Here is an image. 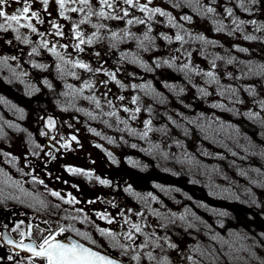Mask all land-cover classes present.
I'll list each match as a JSON object with an SVG mask.
<instances>
[{
	"label": "rangeland",
	"instance_id": "obj_1",
	"mask_svg": "<svg viewBox=\"0 0 264 264\" xmlns=\"http://www.w3.org/2000/svg\"><path fill=\"white\" fill-rule=\"evenodd\" d=\"M203 4L205 26L196 8ZM190 6L185 46L129 61L132 72H109V86L95 90L93 122L74 123H93L96 135L117 134L132 151L135 135L141 139L140 174L133 168L125 181L130 209L142 218L141 233L125 244L128 263L264 264V0H190ZM169 21L161 28H178ZM156 59L157 68L138 71ZM0 108L2 129L12 122L5 113L29 130L55 128L53 121H22L27 113L17 105ZM20 135L0 134V151L22 156ZM114 163L111 170H121ZM6 178L0 175V183ZM10 181L13 198L18 182Z\"/></svg>",
	"mask_w": 264,
	"mask_h": 264
},
{
	"label": "flooded vegetation",
	"instance_id": "obj_2",
	"mask_svg": "<svg viewBox=\"0 0 264 264\" xmlns=\"http://www.w3.org/2000/svg\"><path fill=\"white\" fill-rule=\"evenodd\" d=\"M111 2L113 8L104 7L105 17L96 14L102 7L99 0H90L91 6L69 0L64 9L56 0H48L47 5L42 0H5L0 4V11L9 15L22 12L25 6L30 9L29 17L32 11L38 14L30 17V21H20L21 24L30 22L35 32L14 22L9 27V22L0 18L3 24L0 28V104L21 107L27 113L21 114L22 121L34 117L44 120L45 124L55 122L53 130L47 126L43 131L29 130L24 126L27 123L17 125L20 120L14 119L13 113L3 116L12 122L0 128V134L21 133L25 142L21 144L22 156L8 147L0 151V175L7 176L6 190L3 179L0 183V264H46L41 257L26 251L21 242L39 245L49 235H55L56 240L74 238L104 256L134 264L128 263L123 254L128 233H141L132 224H138L141 229L142 218L139 210L130 209L131 199L126 188L131 183L125 181L131 178L133 168L134 175L140 174L137 169L142 166L141 139L135 135L132 151L131 146L121 145L119 135H111L104 129L96 135L93 123L80 127L74 121L93 122L94 105L100 99L96 92L109 86V72H132L136 68L129 61L140 63L137 59L149 58V53L154 58L161 52L162 56L170 55V47L185 46L188 17L192 12L190 0H136L133 6L124 0ZM142 5L149 11H141ZM73 7L83 11L68 10ZM196 8L205 16V19L200 17L205 26V6ZM89 12L93 14L89 16ZM169 19L178 28H161ZM130 20L132 23H128ZM54 24L60 26L63 35L57 34ZM77 32L84 43L76 38ZM165 34L170 38H165ZM177 36L183 39L177 40ZM179 53L176 49V54ZM116 57L120 59L118 65L112 63ZM149 61L141 62L138 71L158 67L155 64L158 59ZM100 75L103 81H99ZM65 106L70 107L71 113L62 109ZM114 162L121 165V170H111L116 167ZM99 167L103 171L95 174L94 169ZM12 179L18 182L13 198L12 190L7 188ZM52 192L60 196H53ZM17 224L20 228L14 230ZM100 229L111 232L115 239L102 235ZM81 234H87L95 243ZM140 238L141 235L134 242L136 245Z\"/></svg>",
	"mask_w": 264,
	"mask_h": 264
},
{
	"label": "snow or ice",
	"instance_id": "obj_3",
	"mask_svg": "<svg viewBox=\"0 0 264 264\" xmlns=\"http://www.w3.org/2000/svg\"><path fill=\"white\" fill-rule=\"evenodd\" d=\"M42 2L45 5H47L48 0H42ZM56 2L58 3L61 9H64L66 4L69 2V0H56ZM70 2L91 6L90 0H70ZM124 2L130 6H133L136 0H124ZM3 3H5V0H0V4H3ZM99 3L102 5V7H101V10L96 14L100 17L107 16V13L104 11V7L111 9L113 8V3L111 2V0H99ZM68 10L71 12L83 11V9H77L75 7L70 8ZM140 10L149 11V9H147V7L143 5L140 7ZM29 11L30 9L28 6H25L22 12H17L16 14H11V15L3 11H0V18H3L5 22H9L8 24L9 27H11V23L14 22L16 24H19L20 27H28L31 29V31L35 32L36 28L33 27L30 22H27L25 24L20 23L21 19H24L25 21H30V17L35 18L38 15L37 12L32 11L29 17L27 15ZM155 11L159 12L160 10L156 9ZM209 11H213V9L209 8ZM92 14H93L92 12L88 13L89 16H91ZM61 15L62 16L64 15L63 11L61 12ZM124 15L127 16L128 12L125 11ZM64 18L68 19V17L66 16ZM113 18H116V17H113ZM140 22L142 23L143 21H140ZM128 23H132V21L130 20L128 21ZM2 27H3V24L0 23V28ZM54 27H56L58 35H63V33L60 31V26L58 24H54ZM115 35L116 33H113V36ZM76 38L80 41V43H84V40L81 39V34L79 32L76 33ZM176 39L182 40L183 37L177 36ZM88 42L91 43V39H89ZM44 46L47 47V43H45ZM33 51H35V49ZM52 51L55 53V48H53ZM56 54L58 55V53ZM75 66L85 68V69H87L88 67L86 64H77ZM259 70L261 72H264V65H260ZM207 75L212 76L213 74L209 72L207 73ZM84 174L88 175L87 173H84ZM101 183H106V181H101ZM51 195L57 196V197L60 196L58 192H52ZM40 203L42 206L46 207V204L43 201H40ZM19 228H20V224H17L14 230H18ZM132 228L135 229L136 232L141 231L138 224L133 223ZM62 231L63 229H61V232ZM100 232L102 235L112 236L111 232H106L104 229H100ZM21 235L24 236L25 233L22 232ZM28 235H30V230H29ZM81 235L84 238L88 239L91 243H95V241H92L91 237L88 236L87 234H81ZM112 238L115 239L114 236H112ZM126 238L132 239L131 233H129ZM9 243H12V241L10 240ZM21 246H23L26 251L31 252L34 256H38L44 259L46 261V264H114L112 260L108 259L105 256L100 255L98 252L93 251L89 247H85L83 244L77 243L75 241H72L71 243H61L56 240L55 235H49L39 245H34V244L24 245L23 242H21Z\"/></svg>",
	"mask_w": 264,
	"mask_h": 264
},
{
	"label": "water",
	"instance_id": "obj_4",
	"mask_svg": "<svg viewBox=\"0 0 264 264\" xmlns=\"http://www.w3.org/2000/svg\"><path fill=\"white\" fill-rule=\"evenodd\" d=\"M61 243H71L72 241H75L77 243H79L77 240H75L74 238H67V239H63V240H57ZM81 244V243H80ZM86 247V246H85ZM94 251V250H93ZM102 255V254H100ZM103 256V255H102ZM106 257V256H105ZM112 260V259H111ZM114 262V264H124V263H121V262H118L116 260H112Z\"/></svg>",
	"mask_w": 264,
	"mask_h": 264
}]
</instances>
